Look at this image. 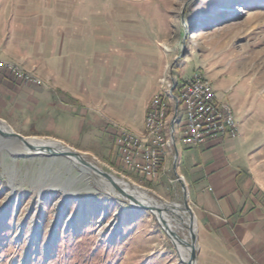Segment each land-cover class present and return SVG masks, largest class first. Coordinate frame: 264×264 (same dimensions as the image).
<instances>
[{"label":"rangeland","instance_id":"rangeland-1","mask_svg":"<svg viewBox=\"0 0 264 264\" xmlns=\"http://www.w3.org/2000/svg\"><path fill=\"white\" fill-rule=\"evenodd\" d=\"M8 1L52 18L57 13L77 20L78 11L86 8L96 23L136 30L153 48L155 41L167 61L152 98L169 90L170 77L174 83L198 73L212 88L213 83L218 85L217 98L234 107L237 121L248 119L264 135V0ZM4 64L27 73L15 64ZM168 106L164 136L169 145L161 149L160 163L172 150L169 127L175 106L171 101ZM177 119L178 109L174 137L179 150ZM115 140L106 157L97 155L101 148L89 144L87 151L62 146L113 180L139 188L153 203H178L183 208L181 184L170 166L156 179H145L117 161ZM104 180L64 157L0 150V264H184L188 255L184 260L178 257L154 215L131 205L116 190L109 191ZM187 203L190 206L188 196ZM183 234L189 242L188 228ZM197 264L248 263L232 250L201 247L197 234Z\"/></svg>","mask_w":264,"mask_h":264},{"label":"crops","instance_id":"crops-1","mask_svg":"<svg viewBox=\"0 0 264 264\" xmlns=\"http://www.w3.org/2000/svg\"><path fill=\"white\" fill-rule=\"evenodd\" d=\"M77 18H52L0 1V61L42 82L25 83L0 69V120L23 137L51 138L78 151L89 144L106 157L116 126L142 133L167 61L155 41L153 48L124 24L96 23L86 8ZM237 123L234 138L199 146L178 141L179 150L176 140V173L201 247L232 250L248 264H264V135L248 119ZM114 146L117 152L116 140ZM173 158L172 147L162 171L170 166L174 176Z\"/></svg>","mask_w":264,"mask_h":264},{"label":"built area","instance_id":"built-area-1","mask_svg":"<svg viewBox=\"0 0 264 264\" xmlns=\"http://www.w3.org/2000/svg\"><path fill=\"white\" fill-rule=\"evenodd\" d=\"M0 69L11 71L25 83L42 85L36 77L16 70L9 64L0 62ZM169 81L171 89L173 77ZM181 95L187 108V116L184 124H181L185 144L199 146L210 140L234 138L238 135L239 132H235V115L223 106L221 100L212 97L209 86L204 85L203 78L198 77V73L181 80ZM162 102L161 98L151 97V110L145 112L142 133L117 129L116 146L120 164L145 179H156L162 172L163 163H158L161 152L158 144V117Z\"/></svg>","mask_w":264,"mask_h":264},{"label":"bare ground","instance_id":"bare-ground-1","mask_svg":"<svg viewBox=\"0 0 264 264\" xmlns=\"http://www.w3.org/2000/svg\"><path fill=\"white\" fill-rule=\"evenodd\" d=\"M201 78V77H200ZM204 85L209 86V93L212 95L213 98H217L216 92L210 85V83L207 80L203 79ZM170 85V84H168ZM169 87V86H168ZM169 90H166L164 93H160L155 95L154 98H161L162 99V109L159 112V117H158V128H159V136L158 137V144H160L161 149L163 150L165 147H168L169 142L166 140L164 136V130L166 129L167 126V119H168V112H169V106H168V101H171L172 105L176 106L178 109V117L176 127L180 133L181 136V141H183L182 137V125L184 124L185 116H187V108H185L183 104V97L181 95V81H174L173 86L168 88ZM172 93L174 97H172ZM223 106L226 107L228 110H231V107L225 103L222 102ZM151 110V104L150 108ZM172 110V108H171ZM233 113V112H232ZM177 118V115H176ZM3 130L9 131L10 129L8 126L5 124L3 127ZM235 132H238V125L235 121ZM28 143L32 144L34 146H43V145H49V146H55V147H63L62 143L55 142L52 140H46V139H37V138H29ZM185 144V143H184ZM187 145V144H186ZM0 150H5L6 152H10L12 154H29L30 150L24 145L22 142L13 139V138H2L0 137ZM162 152V151H161ZM161 152H159L158 156V163L161 161ZM164 157V156H163ZM115 184L120 187L121 189L125 190L126 192L135 195L141 202L143 203H151V204H156L155 202L153 203L150 198L146 196V194L140 190L139 188L133 186L130 188L128 183H126L123 180L119 179H114ZM113 180V181H114ZM104 186L111 191V185L108 181L104 180ZM158 207H160L162 210L165 212L162 213L161 218L156 215L157 219L159 220L160 223H163L162 226H166V230L168 233H172L173 235H176L179 239L182 241H187V237H182L184 236L183 232L187 230V223H188V217L186 216V213L184 209L180 206L178 203H173V204H156ZM175 250L177 251V255L181 260L186 259L188 255V249L184 248V246L178 242L177 239H170Z\"/></svg>","mask_w":264,"mask_h":264},{"label":"water","instance_id":"water-1","mask_svg":"<svg viewBox=\"0 0 264 264\" xmlns=\"http://www.w3.org/2000/svg\"><path fill=\"white\" fill-rule=\"evenodd\" d=\"M176 115H177V108L175 106L174 113L172 115L171 121H170V127H169V139L171 142V145L174 150V158H173V174L176 178V181H178L181 184V191L183 196V209L188 214V234H189V242L182 241L179 239L176 235H173L172 233H168V231L165 229L166 226H162L164 228L165 233L169 237V239H177L178 242H180L183 246H185L188 249V258L187 260L183 261L184 264H197V228H196V219L195 216L190 208V206L187 203V191L184 183L181 181L180 177L176 173V161L178 158V153L176 149V142L174 137V123L176 121ZM5 126L4 122L0 120V137L2 138H13L20 142H22L26 147L30 150L29 154L26 155H46L51 157H64L67 160L73 162L74 164H77L81 166L86 171H92L93 173L97 174L98 176L106 179L110 185L111 188L116 190L121 197L128 200L131 205L143 209L146 211H149L154 215V217L157 219L156 215H158L160 218L162 216V213L165 212L157 205L151 204V203H143L141 202L135 195H132L130 193H127L125 190L118 187L115 182L113 181L112 176L107 174L106 172L98 169L96 166L92 165L90 162L85 160L78 152L75 150H72L68 147H55V146H49V145H43V146H34L32 144L28 143V138H25L11 130H3V127ZM158 220V219H157ZM159 221V220H158ZM163 225V223H161Z\"/></svg>","mask_w":264,"mask_h":264}]
</instances>
